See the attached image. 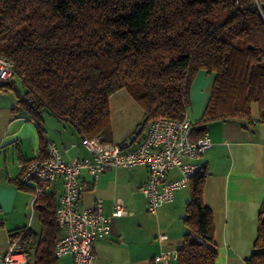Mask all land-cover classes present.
Returning <instances> with one entry per match:
<instances>
[{"label":"trees","instance_id":"obj_1","mask_svg":"<svg viewBox=\"0 0 264 264\" xmlns=\"http://www.w3.org/2000/svg\"><path fill=\"white\" fill-rule=\"evenodd\" d=\"M0 56L14 66L0 80V95L14 92L13 111L37 125L45 115L66 121L82 139L112 143L109 98L123 89L144 114L133 143L155 119H183L199 71L213 79L193 138L214 122H264V0H0ZM206 175L203 167L189 181L176 264L216 262ZM35 208L39 232L16 229L10 239L28 264H56V205L38 194ZM253 248L247 264H264V200Z\"/></svg>","mask_w":264,"mask_h":264},{"label":"crops","instance_id":"obj_2","mask_svg":"<svg viewBox=\"0 0 264 264\" xmlns=\"http://www.w3.org/2000/svg\"><path fill=\"white\" fill-rule=\"evenodd\" d=\"M212 79L204 71L195 76L190 90L191 106L186 112L192 123L201 116ZM14 106V98H0V253L9 248L12 231L39 232L37 195L53 198L57 205L62 191L61 180L54 184L37 183L38 193L33 187H20L17 181L28 163L44 156L50 142L60 147L65 159L89 155L81 144V135L68 122L45 115L37 125L22 111H13ZM251 114L252 120L258 118L257 106H252ZM109 115L111 141L122 145L142 123L144 114L123 89L110 96ZM206 132L212 145L199 163L207 174L202 200L213 217L215 264H247L255 252L257 218L264 200V122H214L207 125ZM147 177V169L141 166L106 170L96 179L81 172L78 211L89 210L100 201L103 214L110 218V234L93 244V264H176V260L163 263L155 257L162 251L177 250L183 242L182 219L190 197L189 186L177 190L174 199L160 206L156 214H149L141 193ZM178 177L176 168L169 171V181ZM115 200L122 201L125 215L112 216ZM160 235L167 239L160 242ZM56 264L74 262L71 255H65Z\"/></svg>","mask_w":264,"mask_h":264},{"label":"built area","instance_id":"obj_3","mask_svg":"<svg viewBox=\"0 0 264 264\" xmlns=\"http://www.w3.org/2000/svg\"><path fill=\"white\" fill-rule=\"evenodd\" d=\"M13 75V63L0 56V80H9ZM192 126L186 115L181 120L158 118L146 126L133 146L122 150L120 145L103 143L97 138L82 139L81 144L89 155L70 159H65L57 144L48 143L45 156L31 160L18 181L26 187H33L36 193L39 192L37 183L62 182L55 209L62 234L54 245L55 258L71 255L74 264H93L94 242L110 234V218L103 214L100 201L89 210L79 212L77 209L82 192L79 182L82 171L96 179L110 169L145 167L148 177L141 193L147 202V212L156 214L160 206L174 199L177 190L187 188L190 179L203 168L199 160L212 142L207 132L193 138ZM174 168L178 170L179 177L169 181L168 173ZM125 214L122 201L115 200L112 216ZM158 239L163 242L167 237L160 235ZM177 256V250H166L155 260L167 263L176 260ZM0 264H28V256L18 239L10 243L7 251L0 253Z\"/></svg>","mask_w":264,"mask_h":264},{"label":"water","instance_id":"obj_4","mask_svg":"<svg viewBox=\"0 0 264 264\" xmlns=\"http://www.w3.org/2000/svg\"><path fill=\"white\" fill-rule=\"evenodd\" d=\"M142 132V126H139L135 131L134 133L128 138V140L126 142H124L122 145H120V148L123 150V149H126L130 146V144H132L137 136H139V134Z\"/></svg>","mask_w":264,"mask_h":264},{"label":"rangeland","instance_id":"obj_5","mask_svg":"<svg viewBox=\"0 0 264 264\" xmlns=\"http://www.w3.org/2000/svg\"><path fill=\"white\" fill-rule=\"evenodd\" d=\"M17 89H18L19 91H22V88H21L19 85H17ZM0 98H1V99L5 98V100H7V99H9V98H12V99L14 98V99H15V97H14V92L6 93V95H4V96H1V95H0ZM190 118H191V116H190ZM30 264H32V262H31Z\"/></svg>","mask_w":264,"mask_h":264}]
</instances>
